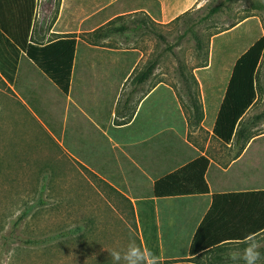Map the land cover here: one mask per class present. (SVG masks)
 <instances>
[{
    "label": "crops",
    "instance_id": "1",
    "mask_svg": "<svg viewBox=\"0 0 264 264\" xmlns=\"http://www.w3.org/2000/svg\"><path fill=\"white\" fill-rule=\"evenodd\" d=\"M59 1L49 24L46 20ZM119 1L58 0L53 5L52 0H0V111L10 109L12 100L27 108L33 103L48 113L56 131L62 130L63 148L72 165L93 173L134 206L153 201L159 264H234L229 254L242 252L246 238L255 239L264 258V212L257 206L261 200L243 196L264 192V133L252 134L244 125L258 111L259 100L242 119L239 134L230 144L214 136L234 67L247 50L228 72L207 67L188 75L180 69L192 115L187 114L177 88L169 83L170 75L156 71L159 59L153 74L143 80L151 65L140 68L145 52L135 46L112 47L110 44L122 39L135 41L120 35L125 27L111 25L141 13L143 25H166L195 0L173 4L157 0L160 10L149 0L124 5L117 4ZM52 5L44 16L46 7ZM68 37L77 46L70 92L65 95L28 58L27 49ZM201 75L209 76L208 80ZM194 97L203 108L201 122L195 119ZM255 114V119H262ZM205 124L211 128L207 131L210 137L202 146L192 139L190 130L206 129ZM56 131L51 130L50 136L62 145ZM200 157L210 161L206 175L209 194L154 196L158 180ZM217 195L234 196L214 199ZM144 236L153 264L149 233ZM194 243L196 252L192 253ZM258 264H264V259Z\"/></svg>",
    "mask_w": 264,
    "mask_h": 264
},
{
    "label": "rangeland",
    "instance_id": "2",
    "mask_svg": "<svg viewBox=\"0 0 264 264\" xmlns=\"http://www.w3.org/2000/svg\"><path fill=\"white\" fill-rule=\"evenodd\" d=\"M149 1L160 10L157 0ZM59 4L46 20L49 24ZM184 10L166 25H143L142 13L119 18L112 28L125 27L120 35L135 43L122 39L110 45L144 51L141 69L159 59L156 71L170 75L169 83L191 114L179 71L188 75L207 67L230 71L236 59L264 37V0H195ZM201 78L206 81L209 76ZM257 81L258 111L244 122L252 134L264 133V55ZM198 94L202 101L201 90ZM10 102V109L0 111V264H125L123 253L132 241L152 264L137 216L140 205L134 206L93 173L72 165L63 148L62 130H55L43 109L31 102L30 108L17 100ZM255 113L262 119H255ZM205 127L190 130L202 146L210 137L211 128ZM51 130L62 145L50 136ZM112 250L121 253L119 261L113 262Z\"/></svg>",
    "mask_w": 264,
    "mask_h": 264
},
{
    "label": "trees",
    "instance_id": "3",
    "mask_svg": "<svg viewBox=\"0 0 264 264\" xmlns=\"http://www.w3.org/2000/svg\"><path fill=\"white\" fill-rule=\"evenodd\" d=\"M76 40L68 37L55 41L46 46L31 45L27 49L28 58L53 82L65 95L70 92L73 66L76 54ZM264 55V37L252 45L237 61L224 101L214 127V136L224 144H230L237 136L238 127L247 112L259 100L258 71ZM157 67V61L152 63L144 72L142 79H148ZM10 80L13 77H9ZM194 100V113L197 122L204 118L203 108ZM210 161L200 157L176 172L158 180L154 185L156 198L206 195L210 189L206 175ZM234 195H217L228 197ZM243 196L257 197L261 202L259 208L264 212V192L248 193ZM256 206V205H251ZM138 212L139 222L143 226L144 234L149 233L148 252L159 259L158 234L153 201L140 204ZM264 226V225H263ZM264 228V227H263ZM197 243V242H196ZM194 243L191 252L195 253ZM152 259V258H151Z\"/></svg>",
    "mask_w": 264,
    "mask_h": 264
},
{
    "label": "clouds",
    "instance_id": "4",
    "mask_svg": "<svg viewBox=\"0 0 264 264\" xmlns=\"http://www.w3.org/2000/svg\"><path fill=\"white\" fill-rule=\"evenodd\" d=\"M245 242L247 246L243 251L230 253V259L234 264H239V261H243V264H258V262L264 259L258 250L259 245L254 238L252 240L246 238ZM110 255L113 262L119 261L121 258V253L116 250H112ZM123 257L125 264H148V260L144 256V250L137 246L134 241L129 244L127 251L123 253ZM151 258L153 259V264H159L157 257L151 254Z\"/></svg>",
    "mask_w": 264,
    "mask_h": 264
},
{
    "label": "built area",
    "instance_id": "5",
    "mask_svg": "<svg viewBox=\"0 0 264 264\" xmlns=\"http://www.w3.org/2000/svg\"><path fill=\"white\" fill-rule=\"evenodd\" d=\"M52 1H53V5H54V3L57 2L58 0H52ZM53 5H52L51 7H46V9H45V13H44V16H45V15L47 16V15L49 14V13H48V11H49L48 9H49V8H53Z\"/></svg>",
    "mask_w": 264,
    "mask_h": 264
}]
</instances>
